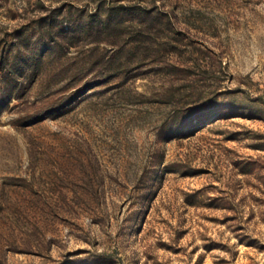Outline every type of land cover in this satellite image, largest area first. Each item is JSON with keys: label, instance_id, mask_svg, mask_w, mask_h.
<instances>
[{"label": "rangeland", "instance_id": "rangeland-1", "mask_svg": "<svg viewBox=\"0 0 264 264\" xmlns=\"http://www.w3.org/2000/svg\"><path fill=\"white\" fill-rule=\"evenodd\" d=\"M0 264H264V0H0Z\"/></svg>", "mask_w": 264, "mask_h": 264}]
</instances>
